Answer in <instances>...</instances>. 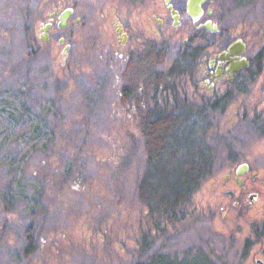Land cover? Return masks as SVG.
Here are the masks:
<instances>
[{"label": "rangeland", "instance_id": "obj_1", "mask_svg": "<svg viewBox=\"0 0 264 264\" xmlns=\"http://www.w3.org/2000/svg\"><path fill=\"white\" fill-rule=\"evenodd\" d=\"M147 1L0 0V264H147L186 246L193 260L198 245L211 259L222 246L213 193L220 174L204 175L184 198L166 203L143 190L164 194L169 172L192 170H184L181 135L153 148L147 142L146 106L133 105L145 74L126 67L117 50V19L133 33L128 47L150 28ZM227 5L233 21L248 12L264 21V0ZM66 7L74 9L67 26L55 15L42 41L50 13ZM160 45L151 53L164 71L179 43L167 51ZM173 99L162 95L164 104ZM205 127L188 126L187 143H213ZM149 233L158 236L150 247Z\"/></svg>", "mask_w": 264, "mask_h": 264}, {"label": "flooded vegetation", "instance_id": "obj_2", "mask_svg": "<svg viewBox=\"0 0 264 264\" xmlns=\"http://www.w3.org/2000/svg\"><path fill=\"white\" fill-rule=\"evenodd\" d=\"M227 1L203 0L198 8L190 9L189 0H148L143 16L150 28L147 26L145 33L136 32L137 41L130 47L132 31L126 22L116 21L117 50L125 55L126 67L145 74L134 87V107L147 106L148 93L153 109L158 103L166 110L164 120L168 121L170 134L182 136L177 144L186 157L184 170L195 167L200 175L220 174L213 193L216 223L223 228L217 231L222 246L215 247L211 259L198 245L191 246L197 254L195 260L188 259L186 246L182 255L177 251L153 255L147 264H264V21L251 17L250 12L241 21H233ZM257 1L234 3L237 8H249ZM66 8L58 12L54 9L48 26ZM59 22L60 19L58 26ZM167 25L173 29L168 30ZM47 35L48 39V32ZM174 36L177 39L173 41ZM177 42L180 52L170 66L178 62L174 65L176 79L171 81L169 76V81L156 88L155 73H167L170 68L156 70L151 51L159 44L167 51ZM135 48L144 53L140 56ZM137 56L149 68L145 73L137 66ZM155 92L166 101L174 99L164 104L162 95L158 99ZM157 114L155 111L151 119L155 120ZM193 125L206 126L201 133L213 143H187L188 126ZM163 142L166 145L167 140ZM201 184L197 182V186ZM174 218L171 216L170 220ZM155 236L149 233L143 242L147 241L150 247L158 238Z\"/></svg>", "mask_w": 264, "mask_h": 264}, {"label": "trees", "instance_id": "obj_3", "mask_svg": "<svg viewBox=\"0 0 264 264\" xmlns=\"http://www.w3.org/2000/svg\"><path fill=\"white\" fill-rule=\"evenodd\" d=\"M148 55H151L150 53H148ZM153 57V55L151 56ZM178 64V62L176 61L174 63ZM172 66L169 69V72H157L154 75L153 78V85L158 88L161 84L163 85L164 83H166V80L169 81V76L171 81H173V79H176L174 76V71H176V66ZM146 87L148 88V85H146ZM125 91V95L126 97L129 96V94H131L130 92H132V90H130V92H127V88L124 89ZM147 99L146 101L148 102V93L146 94ZM155 107V106H154ZM153 106L151 107V105L149 104V102L147 103L146 108H144V110L146 111V115H145V134L148 137L147 142L150 144V146L152 144L157 145L158 143H161V145L164 143L163 140H165L168 136V134H170V127L168 126V121H165L164 119L166 118V110H163V108H160L158 106V103L156 104V109ZM139 109H143L142 106H139ZM158 113L155 120H152L151 118H153V114ZM149 146V147H150ZM180 174V175H178ZM170 177V182L168 183V187H167V191L164 194H160V192L157 191V187H155L154 190L150 189L149 187H145V189L143 188V190H145V192L149 193H154L153 196L158 197L160 200H164V202L166 203V201H175V200H179L180 198H184L185 195H188L190 193V191L192 189H190L189 186L191 187H196L197 186V181H199V179H202L204 174L199 175L198 172L195 170V167L187 172H179L177 171L175 174L172 172H169L167 174ZM173 175H175L176 177L174 178ZM173 180V182H171ZM185 184V186H184ZM146 186H149L148 183ZM159 190V189H158ZM144 192V193H145ZM187 193V194H186ZM162 195V196H161Z\"/></svg>", "mask_w": 264, "mask_h": 264}, {"label": "water", "instance_id": "obj_4", "mask_svg": "<svg viewBox=\"0 0 264 264\" xmlns=\"http://www.w3.org/2000/svg\"><path fill=\"white\" fill-rule=\"evenodd\" d=\"M202 1L203 0H189L188 4H189L190 9H194V7H195V9L198 8ZM72 11H73L72 8L67 7L63 12H61V14L59 16V19H60L59 26L60 27H65L67 25V19L70 16V14L72 13ZM49 24L50 23H47V25H49ZM47 27L48 26H46L44 28L46 36L41 35V40L42 41H46L47 40V36H48L47 35Z\"/></svg>", "mask_w": 264, "mask_h": 264}]
</instances>
